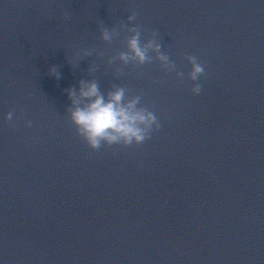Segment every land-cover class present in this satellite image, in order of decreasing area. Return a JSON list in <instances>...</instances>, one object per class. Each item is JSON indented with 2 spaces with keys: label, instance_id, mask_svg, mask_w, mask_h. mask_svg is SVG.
Segmentation results:
<instances>
[{
  "label": "clouds",
  "instance_id": "1",
  "mask_svg": "<svg viewBox=\"0 0 264 264\" xmlns=\"http://www.w3.org/2000/svg\"><path fill=\"white\" fill-rule=\"evenodd\" d=\"M136 17L137 13L133 11L131 15H128L127 20L133 22ZM121 27L131 33L126 39L127 51H120L112 56L109 60L110 63L118 59L124 65L134 62L136 65L142 66L151 63L152 57L149 52L152 51L156 53V59L161 62L162 68L168 72L176 71L175 62L170 59L168 54L161 51V44L156 39H149L147 43L142 44L139 26L121 25ZM118 35L119 31L116 28L104 27L100 30V39L108 44H111ZM154 36L155 34H153ZM93 51L95 49L85 51L84 56H91ZM187 60L191 64L188 78L196 82L199 77L204 75V67L198 62L196 56H187ZM119 71L122 73L123 70ZM50 74L57 79L60 78V73L55 66L50 69ZM176 74L181 78L184 76L183 72L177 71ZM191 91L194 94H200L201 85L194 83ZM67 92L72 100V107L68 109L69 119L75 126L77 135L93 151H98L105 145L109 147L113 145L125 147L141 145L161 127L155 113L147 107L140 106L142 99L140 95L125 99V87L113 85L112 90L105 94L101 92L96 80L81 79L78 93L75 88H69ZM13 115V112H9L5 119L12 121ZM26 123L28 127H31L30 120Z\"/></svg>",
  "mask_w": 264,
  "mask_h": 264
}]
</instances>
